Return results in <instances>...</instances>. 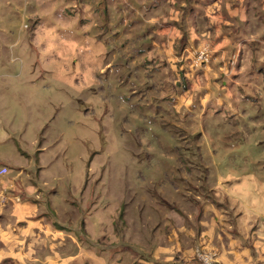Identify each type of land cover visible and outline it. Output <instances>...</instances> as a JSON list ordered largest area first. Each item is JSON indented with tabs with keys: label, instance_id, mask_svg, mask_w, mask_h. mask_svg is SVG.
Instances as JSON below:
<instances>
[{
	"label": "rangeland",
	"instance_id": "rangeland-1",
	"mask_svg": "<svg viewBox=\"0 0 264 264\" xmlns=\"http://www.w3.org/2000/svg\"><path fill=\"white\" fill-rule=\"evenodd\" d=\"M166 1L0 0V167L10 172L1 180L26 171L21 178L40 185L48 222L71 225L75 215V228L87 229L81 252L52 249L66 250L60 264L198 263V254L216 264L220 245L211 240L224 223L202 201L220 199L229 220L264 224L257 20L246 31L254 43L244 47L237 36L246 53L240 78L227 77L236 85L222 78L206 89L199 60L215 47L194 45L203 16L182 9L193 0ZM170 20L174 51L192 48L194 59L166 60L172 43L160 26ZM237 46L207 55L206 65L224 72ZM198 223L211 233L204 244L189 236ZM250 223L237 221L243 238ZM72 255L76 262L66 260Z\"/></svg>",
	"mask_w": 264,
	"mask_h": 264
},
{
	"label": "crops",
	"instance_id": "crops-1",
	"mask_svg": "<svg viewBox=\"0 0 264 264\" xmlns=\"http://www.w3.org/2000/svg\"><path fill=\"white\" fill-rule=\"evenodd\" d=\"M170 1L171 0H167L166 3L169 4ZM189 2L191 1L189 0ZM182 9H186V13L188 10L193 19L196 13L200 14L205 21V23L203 21L197 22L205 28V30H203L204 34L201 33V37L198 38L199 42L197 43L196 40L194 45L199 44V46L197 45L198 49L202 47L209 48L211 44L215 47L214 50L209 49L205 52L204 56L206 57L204 60H199V63H204V67L202 68L203 73L200 74L204 79V85H206L209 80L205 88L207 89V87L210 86L211 89H217L219 87L217 81L222 80V78H225L227 81L224 85L235 86L236 84H228L227 77L234 78L238 76V78H240L241 74L237 72L239 59L245 52V49L241 47L237 40V36H239L241 40H244V47H246L247 44L254 43L249 37L250 32L246 31L248 28L251 29V18H255L257 20V28L251 30L253 32H258L260 38L264 39V0H193L192 4L190 3L189 6H183ZM180 22H182V20H180ZM185 22L186 20L183 21L184 24ZM174 24L175 20H170L166 25L160 26L163 28L162 31H166V34H168V40L170 41L169 38L172 39L170 42H167L172 44L168 52L166 51V60L169 57L175 58L176 55L180 53V59L184 56L194 59L197 53L192 48L183 50L181 48L184 46L178 44V51H174L173 39H175V36L169 31ZM187 28L188 26L186 29ZM241 37H243V39ZM164 40L165 38L158 40L155 44V48L160 47L164 43ZM235 45L238 46L235 51H232V56L225 58V60H231V65L229 63L228 69H224V72L220 71L221 68L217 70V65L211 67L206 65V62L209 61L207 55L210 56L211 54V59H213L215 55L228 52L230 47ZM222 50L226 51L222 52ZM191 51H193L192 54H190ZM262 57H259V60H261ZM215 59L217 58H214V60ZM220 59L223 60V56H221ZM184 69V72H191L190 62L184 64ZM218 72H220L219 76H216L215 74H218ZM225 72L227 73L225 74ZM186 77L187 80H189V76L186 75ZM211 89L207 90V92H209L207 94L209 98L211 97ZM198 90L199 89H197L196 92H199ZM180 100L182 101L181 98ZM2 167L6 166H1L0 169ZM9 173L7 169V173L0 176V187L7 190L8 193L12 195L18 196L21 199V204H13L12 206L7 205L2 212H0V264H51V262H53V264H60L63 261V254L66 250L52 252L53 248L58 247L60 249H67L68 246H75L78 252H81L83 250V244H85L84 240H86V243L89 242V236L87 234V229L75 228L74 222H76L78 218L74 215L73 218H71V220L73 219L72 224H66V226L62 224L59 226L53 225L52 222H48V220L44 218V215H42L43 208L40 203L42 192L40 185L36 182L32 183L22 180V176H28L26 171L23 170L18 171L12 178L1 180V178L8 176ZM204 202L218 211L215 220L224 223L220 225V231L218 230L219 232L217 231L214 235V239L211 240L213 245H216L217 242L220 245V249L217 251L221 253V255H218L216 264L264 263V224L255 223L253 218L242 220L239 218V215H235L233 216V220H229L227 215L220 211V199L216 204L202 201V205ZM200 215L201 213L196 218L197 222L199 221ZM261 220L264 222L263 218H261ZM237 221L251 222L248 224L246 238L242 237L244 234V231H242L244 230V226L238 225ZM200 225L201 224L198 223L197 228H200ZM201 226L202 229L199 230V234H195L194 231H191L190 234L188 232V234L196 238L199 243L204 244L210 238L211 233L206 231L207 228L205 225L202 224ZM239 227H242V229ZM177 230L175 233L172 232L168 234L172 237L171 239L179 238V232ZM203 230L205 233H203ZM200 231H202V233H200ZM181 241L185 240L181 239ZM225 242H228L225 244L226 247H224ZM213 245L212 247H214ZM65 258L70 262H76L75 259H77L75 255L66 256ZM182 261H184L182 264L197 263L189 262L185 257Z\"/></svg>",
	"mask_w": 264,
	"mask_h": 264
},
{
	"label": "built area",
	"instance_id": "built-area-1",
	"mask_svg": "<svg viewBox=\"0 0 264 264\" xmlns=\"http://www.w3.org/2000/svg\"><path fill=\"white\" fill-rule=\"evenodd\" d=\"M204 59L203 57L200 58V60ZM7 173V168L2 167L0 169V176L5 175ZM18 204L20 203V198L18 196H14L10 193H8L7 190L0 187V212L9 204ZM1 215V213H0ZM197 261L201 264H211L213 261V256L210 254H198L197 257H195Z\"/></svg>",
	"mask_w": 264,
	"mask_h": 264
},
{
	"label": "trees",
	"instance_id": "trees-1",
	"mask_svg": "<svg viewBox=\"0 0 264 264\" xmlns=\"http://www.w3.org/2000/svg\"><path fill=\"white\" fill-rule=\"evenodd\" d=\"M198 264H201V263L198 262Z\"/></svg>",
	"mask_w": 264,
	"mask_h": 264
}]
</instances>
